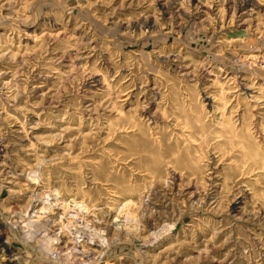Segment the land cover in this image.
<instances>
[{"label": "rangeland", "instance_id": "obj_1", "mask_svg": "<svg viewBox=\"0 0 264 264\" xmlns=\"http://www.w3.org/2000/svg\"><path fill=\"white\" fill-rule=\"evenodd\" d=\"M0 264H264V0H0Z\"/></svg>", "mask_w": 264, "mask_h": 264}]
</instances>
